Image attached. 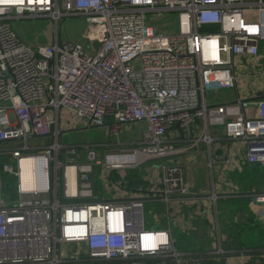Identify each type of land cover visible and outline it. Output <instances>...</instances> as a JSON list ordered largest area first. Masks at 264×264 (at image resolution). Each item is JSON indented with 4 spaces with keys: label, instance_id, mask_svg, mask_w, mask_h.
<instances>
[{
    "label": "built area",
    "instance_id": "built-area-1",
    "mask_svg": "<svg viewBox=\"0 0 264 264\" xmlns=\"http://www.w3.org/2000/svg\"><path fill=\"white\" fill-rule=\"evenodd\" d=\"M168 12L177 29L156 35L147 14ZM251 12L257 20L244 18ZM68 15L97 18L86 33L97 41L92 51L57 32L29 45L11 24L50 17L58 26ZM234 56L264 58V0H0V168L14 179L7 196L0 176V264H259L262 248L181 251L170 224V203L180 210L191 195L180 154L210 149L221 132L245 145L247 163L264 165V96L207 103V90L235 87ZM61 110L87 125L110 119L116 136L124 123L145 127L135 142L109 140L101 154L97 144L64 141ZM180 137L191 140L178 147ZM149 160L157 168L130 195H95L96 167L125 180ZM252 196L264 203V191ZM145 203L165 204L164 225L156 216L145 225ZM73 243L84 244V257L61 250Z\"/></svg>",
    "mask_w": 264,
    "mask_h": 264
},
{
    "label": "rangeland",
    "instance_id": "rangeland-1",
    "mask_svg": "<svg viewBox=\"0 0 264 264\" xmlns=\"http://www.w3.org/2000/svg\"><path fill=\"white\" fill-rule=\"evenodd\" d=\"M246 20H257L258 17L256 13L251 12L249 15H244ZM147 19H153L152 21V28L157 33H172L177 29L178 19L175 12H168L158 14V16L153 18V14L148 13ZM58 26L53 19L46 18V17H31V18H24V19H13L11 24H13V28L19 38L26 42L27 44H47L49 39L51 40L56 32L59 35L61 41L77 43L82 45L85 49L93 50V46L97 44V41L94 39H88L86 37V33L91 32L92 26L99 25L97 18L95 17H88L87 15H68L65 18H62L58 22ZM228 89L218 90L217 94L214 95L211 90H207V103L210 105H214L215 103H220L225 98ZM66 112L61 110L60 111V119L66 120L67 124L64 127L62 125L61 130L64 132V141L67 143H94L98 146L97 149L103 154L106 150V146L104 144L109 143V140L112 141H120L123 144H128L135 142L139 139L143 133V128L145 127V123L135 122L129 123L122 126V132L119 136L115 134H110V130H108V125L112 121L107 119L105 126H93L87 125V121L85 119H81L77 117V115L73 112L69 114H65ZM233 142V141H231ZM240 145H245L239 141ZM235 159V158H234ZM3 159H0V165L2 164ZM230 166H235V162L233 159L229 163ZM157 161L149 160L144 162V164L139 165L134 168L127 169L124 172L126 177L125 180H122V175L115 171L110 176L108 173L105 172L103 167H96L94 171V186H95V195L99 199H108V198H116L120 195V197H126L131 194L133 190H136L139 185H144L143 178H148L149 171H152L154 168H157ZM262 167V166H261ZM198 175H196L193 170L189 169V174L187 176V180L191 182L198 176V180L203 181L204 177L206 180L210 181L211 171L207 167H202L199 165L198 167ZM205 173V174H202ZM156 174H159V170H156ZM216 172L214 173L213 181L217 184L218 178L215 176ZM186 170H185V179H186ZM0 176L8 185L5 187V193L7 196L12 195L13 187H14V179L11 176L4 173L0 168ZM235 176V174H234ZM234 181L241 183V188L247 189L249 186L258 185L260 187H264V172H257L253 174H245L239 173L236 174L234 177ZM121 185L126 192H121L117 189V185ZM187 183V182H186ZM189 185V184H188ZM249 185V186H248ZM191 188V186L189 185ZM243 191V190H241ZM232 201L231 199H229ZM228 200V201H229ZM227 200L223 198L218 199L217 204V216L220 220L223 219V216L227 214L228 210H231L232 204H230ZM185 204V203H184ZM172 207V212L170 213L171 217V226H175V218L178 214L181 216L183 213V209L180 211L179 208L173 206V203H170ZM182 207V204H181ZM195 210V208H194ZM165 212V204L157 203V204H150L145 203L144 205V221H146V226L151 227L149 223V219L161 215ZM203 213H206V210H203ZM178 218V217H177ZM161 225H164V221L161 222ZM202 227V226H201ZM174 229H179L174 227ZM183 230V228H182ZM210 230V232H209ZM181 234V232H178ZM183 237L179 235L178 238H182L181 243L178 241L176 245L179 248H184L187 250L193 249L194 247H200L203 249H214L217 247V237L215 236L216 230L215 225L211 228L210 226L204 225L198 234L194 232H186L182 233ZM234 235V233H233ZM236 236L231 237L228 244L224 243V246L233 247L237 245ZM246 242L248 239L252 242L253 245L258 248H264V230H260L258 233L256 232L251 237L245 238ZM244 241V238L242 239ZM249 241V242H250ZM239 243V242H238ZM241 247L247 246V243L241 241L239 243ZM253 248V247H251ZM61 250L65 253V255H73L77 250L81 253L80 256L84 257L86 254V247L83 243H73V244H65L62 245Z\"/></svg>",
    "mask_w": 264,
    "mask_h": 264
},
{
    "label": "crops",
    "instance_id": "crops-1",
    "mask_svg": "<svg viewBox=\"0 0 264 264\" xmlns=\"http://www.w3.org/2000/svg\"><path fill=\"white\" fill-rule=\"evenodd\" d=\"M233 66V71L236 75L235 87L231 90H227L225 98L220 103L232 102L236 98L256 100L264 96L263 57L234 56ZM218 90L220 89L212 91L213 94L216 95ZM216 136L217 137L210 145V149L204 143H200L198 151L190 149L188 152L182 153L177 157V160L184 165L186 170V182L191 186V195L187 198L188 203L182 204L180 211L183 208L184 209L181 216L178 214V216L174 219V227L179 229H174V227L171 226L172 237L175 241L179 240V243H181L182 238L180 239L178 237L179 235L183 237L182 233L194 232L195 234H198L204 225L210 226L211 228L215 225V236L217 237L218 243L217 247L219 243H221L224 249L233 252V254H236L240 250L249 251L258 249L256 246H251L253 244L250 239L246 242L245 238H248V236L251 237L260 230H264V205H262L264 203L256 202L252 196L254 192L264 191V187H260L258 185H248L249 187L247 189L241 188V183L234 181V177L239 173L249 175L254 172H264V165L261 167L259 164L247 163L246 149L243 145H240L239 141L234 140L231 142V140L221 136V132H218ZM188 140H191V138ZM188 140L184 137H180L179 140H176V146H184L189 143ZM226 157H229L231 160L233 159V161L237 164L235 166L226 164L224 161ZM210 163L212 166H210ZM199 165L202 167L207 165L210 169L212 175V177H210V181L206 180L205 177L203 181H200L197 179L198 176H196L194 180L189 182L187 180L189 169L193 170V172L198 175ZM215 172V176L218 178L217 184L213 181ZM143 181L145 182L144 178ZM213 193L218 194L216 201H213L210 198ZM219 198H223L227 201L229 199L232 200L228 201L232 204V208L227 211V214L223 216L222 220H220L217 216V204ZM204 209L206 210V213H203ZM153 219L154 217L149 219V222H153ZM156 219L160 220V225L162 221H164L165 224L166 220L163 217V213L161 215H157ZM178 232H181V234H178ZM234 236H236L234 239H236L237 245H234L233 247L223 245V241L228 244L227 242L229 239ZM243 238L244 241L242 240ZM241 241L247 243V246L241 247L239 244ZM177 248L181 251L186 250L193 252L196 255L210 250H205L200 247H194L190 250L184 249L183 247L179 248L178 246ZM262 249L264 250V248ZM234 259L235 261L239 259L238 255ZM204 260L212 263V260H208L206 257H204ZM223 261L225 260L222 259L216 262L223 263ZM252 262H255V258H252ZM74 264L85 263L78 262ZM259 264H264V257L259 258Z\"/></svg>",
    "mask_w": 264,
    "mask_h": 264
}]
</instances>
